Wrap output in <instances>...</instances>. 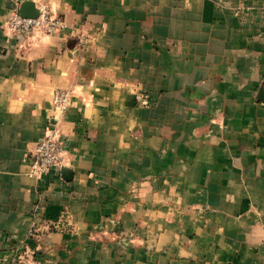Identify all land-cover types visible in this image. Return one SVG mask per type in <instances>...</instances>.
I'll use <instances>...</instances> for the list:
<instances>
[{"label": "crops", "instance_id": "crops-1", "mask_svg": "<svg viewBox=\"0 0 264 264\" xmlns=\"http://www.w3.org/2000/svg\"><path fill=\"white\" fill-rule=\"evenodd\" d=\"M24 1L0 0V264H264V0H28L63 26L21 36Z\"/></svg>", "mask_w": 264, "mask_h": 264}, {"label": "built area", "instance_id": "built-area-1", "mask_svg": "<svg viewBox=\"0 0 264 264\" xmlns=\"http://www.w3.org/2000/svg\"><path fill=\"white\" fill-rule=\"evenodd\" d=\"M63 26L61 18L54 16L46 6L38 9V15L32 18H24L18 9H13L8 21L10 31L21 36L34 33L36 30H43L52 33ZM69 94L65 91H56L53 94V109L62 113L68 105ZM64 163V156L61 149V139L55 127L45 129L44 136L39 140L35 149L30 155V172L36 177H41L51 170H59ZM58 222H51L50 227L58 229ZM22 261L21 257L18 258Z\"/></svg>", "mask_w": 264, "mask_h": 264}, {"label": "water", "instance_id": "water-1", "mask_svg": "<svg viewBox=\"0 0 264 264\" xmlns=\"http://www.w3.org/2000/svg\"><path fill=\"white\" fill-rule=\"evenodd\" d=\"M20 15L24 18H32L38 15V9L32 1H24L20 5ZM61 171H63L61 169Z\"/></svg>", "mask_w": 264, "mask_h": 264}, {"label": "rangeland", "instance_id": "rangeland-1", "mask_svg": "<svg viewBox=\"0 0 264 264\" xmlns=\"http://www.w3.org/2000/svg\"><path fill=\"white\" fill-rule=\"evenodd\" d=\"M60 221V223L58 224V230H63V229H66L68 227V221H67V218H65V216H61L57 221L55 222H58Z\"/></svg>", "mask_w": 264, "mask_h": 264}]
</instances>
